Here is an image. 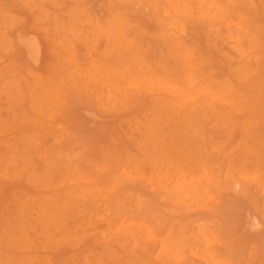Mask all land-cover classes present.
Listing matches in <instances>:
<instances>
[{"label":"rangeland","instance_id":"obj_1","mask_svg":"<svg viewBox=\"0 0 264 264\" xmlns=\"http://www.w3.org/2000/svg\"><path fill=\"white\" fill-rule=\"evenodd\" d=\"M29 1L0 0V264H264V0Z\"/></svg>","mask_w":264,"mask_h":264},{"label":"bare ground","instance_id":"obj_2","mask_svg":"<svg viewBox=\"0 0 264 264\" xmlns=\"http://www.w3.org/2000/svg\"><path fill=\"white\" fill-rule=\"evenodd\" d=\"M27 1H29V0H27ZM37 1H38V0H37ZM50 1H52V0H50ZM106 1H107V0H106ZM110 1H111V0H110ZM153 1H154V0H152V2H153ZM167 1H168V0H167ZM195 1H196V6H197V0H195ZM215 1H216V0H215ZM217 1H218V0H217ZM217 1H216V2H217ZM225 1H226V0H225ZM225 1H224V2H225ZM228 1H229V0H228ZM29 2H30V1H29ZM107 2H108V1H107ZM112 2H113V1H112ZM165 2H166V0H165ZM172 2H173V0H172ZM172 2H171V3H172ZM202 2H203V1H201V3H202ZM216 2H215V3H216ZM27 3H28V2H27ZM150 3H151V2H150ZM154 3H156L157 6H158V3H157V2H154ZM160 3H161V2H160ZM160 3H159V4H160ZM184 3L186 4V2H184ZM228 3H229V2H228ZM228 3H227V4H228ZM81 4H83V3H81ZM108 4H111V3H108ZM162 4H163V3H162ZM164 4H165V3H164ZM187 4H189V3H187ZM221 4H222V3H221ZM166 5H167V4H166ZM177 5H178V3H177ZM189 5H190V4H189ZM189 5H188V6H189ZM214 5H215V4H214ZM110 6H111V5H110ZM112 6H113V5H112ZM157 6H156V9H157ZM164 6H165V5H164ZM174 6H175V5H174ZM178 6H181V5H178ZM182 6H184V5H182ZM165 7H166V6H165ZM168 7H169V5H168ZM175 7H176V6H175ZM184 7H185V6H184ZM158 8H160V6H159ZM161 8H162V7H161ZM169 8H170V7H169ZM186 8H187V7H186ZM191 8H192V7H191ZM204 8H205V7H204ZM206 8H207V7H206ZM215 8H216V5H215ZM188 9H189V8H188ZM200 9H201V8H200ZM202 9H203V8H202ZM216 9H217V8H216ZM225 9H226V8H225ZM232 9H233V8H231V10H232ZM240 9H241V8H240ZM240 9H239V10H240ZM107 10H108V9H107ZM161 10H162V9H161ZM193 10H194V8H193ZM223 10H224V8H223ZM233 10L235 11V9H233ZM120 11H121V10H120ZM170 11H171V10H170ZM170 11H169V12H170ZM218 11H220V10H217V12H218ZM221 11H222V10H221ZM224 11H225V10H224ZM236 11H237V10H236ZM71 12H72V11H71ZM108 12H110V11H108ZM164 12H165V11H164ZM213 12H215V10H214ZM228 12H229V11H228ZM228 12H227V13H228ZM84 13H85V11H84ZM86 13H87V12H86ZM171 13H172V12H171ZM180 13H181V12H180ZM224 13H225V12H224ZM227 13H226V14H227ZM156 14H157V13H156ZM165 14H166V13H165ZM168 14H169V13H168ZM203 14H205V13H203ZM216 14H217V13H216ZM110 15H111V13H110ZM206 15H207V14H206ZM229 15H231V14H229ZM237 15H238V14H237ZM249 15H250V14H249ZM113 16H114V15H113ZM157 16H158V15H157ZM181 16H182V15H181ZM217 16H218V15H217ZM220 16L222 17V15H220ZM231 16H232V15H231ZM69 17H71V16H69ZM79 17H81V16H79ZM83 17H84V16H83ZM111 17H112V15H111ZM117 17H118V16H117ZM122 17H123V16H122ZM122 17H120V18H121V19H124V18H122ZM232 17H234V15H233ZM232 17H231V18H232ZM94 18H95V17H94ZM120 18H118V19H120ZM209 18H210V17H209ZM216 18H217V17H216ZM218 18H219V17H218ZM223 18H224V17H223ZM236 18H237V17H236ZM76 19H77V18H76ZM104 19H105V18H104ZM112 19H113V17H112ZM116 19H117V18H116ZM116 19H115V20H116ZM170 19H171V18H170ZM177 19H178V18H177ZM212 19L215 20L214 18L211 17V20H212ZM247 19H248V18H247ZM61 20H62V19H61ZM208 20H210V19H208ZM231 20H232V19H231ZM67 21H68V19H67ZM69 21H70V19H69ZM90 21H91V20H90ZM167 21H168V20H167ZM167 21H166V22H167ZM220 21H221V20H220ZM235 21H236V20H235ZM61 22H62V21H61ZM64 22H65V21H64ZM64 22H63V23H64ZM111 22H113V21L111 20ZM125 22H126V21H125ZM87 23H88V22H87ZM90 23H91V22H90ZM115 23H116V22H115ZM240 23H242V22H240ZM243 23H244V22H243ZM65 24H66V23H65ZM85 24H86V22H85ZM111 24H112V23H111ZM208 24H209V23H208ZM238 24H239V23H238ZM76 25H77V24H76ZM113 25H114V24H113ZM235 25L237 26V23H236ZM55 26H56V25H55ZM55 26H53V27H55ZM88 26L91 27L92 25H91V26L88 25ZM100 26H101V24H100ZM109 26H111V25H109ZM208 26H209V25H208ZM254 26H255V25H254ZM2 27H3V26H2ZM69 27H70V26H69ZM97 27H98V25H97ZM114 27H116V26H114ZM239 27H240V26H239ZM58 28H59V27H58ZM99 28H100V27H99ZM112 28H113V27H112ZM112 28H111V29H112ZM121 28H122V27H121ZM121 28H120V29H121ZM6 29H7V28H6ZM89 29H91V28H89ZM111 29H110V30H111ZM120 29H119V30H120ZM124 29H125V28H124ZM100 31H101V30H100ZM115 31H116V30H115ZM121 31H122V30H121ZM121 31H119V32H121ZM112 32L114 33V28H113ZM113 33H112V34L109 33V35L112 36ZM247 33H248V32H247ZM114 34H115V33H114ZM121 35H122V34H121ZM245 37H246V36H245ZM174 44H175V43H174ZM178 44H179V43H178ZM178 44L176 43V45H178ZM176 45H175V46H176ZM181 45H182V44H181ZM181 45H180V46H181ZM175 46H174V47H175ZM186 46H187V45H186ZM181 47H182V46H181ZM176 48H177V46H176ZM189 48H190V47H189ZM116 49H117V48H116ZM180 51H181V53L183 52V50H181V49H180ZM116 52H117V51H116ZM187 52H188V51H187ZM179 54H180V53H179ZM183 54H184V53H183ZM180 55H182V54H180ZM183 56H184V55H183ZM175 57H176V56H175ZM190 57H191V55H190ZM184 58H186V57H184ZM187 58H188V56H187ZM134 59H135V58H134ZM181 59H182V58H181ZM181 59H180V60H181ZM191 59H193V58H191ZM119 60H121V59H119ZM125 60H126V59H125ZM176 61H177V60H176ZM187 61H188V60H187ZM146 62H147V61H146ZM181 62L184 63L185 61H184V60H183V61L181 60ZM188 62H189V61H188ZM131 63L133 64V62H131ZM135 63H136V62H135ZM119 64H120V63H119ZM136 64H137V63H136ZM138 64H139V63H138ZM138 64H137V65H138ZM145 64H146V63H144V65H145ZM185 64H186V63H185ZM189 65H190V64H189ZM138 66H139V65H138ZM148 66H149V65H148ZM154 66H155V65H154ZM158 66H159V65H158ZM163 66H164V64H163ZM130 67H131V66H130ZM132 67H133V66H132ZM132 67H131V68H132ZM136 67H137V66H136ZM174 67H176V65H175ZM244 67H245V66H244ZM124 68H125V67H123V69H124ZM134 68H135V67H134ZM139 68H141V67H139ZM139 68H135V69H139ZM150 68H151V65H150ZM155 68H157V66H156ZM171 68H172V67H171ZM183 68H184V67H183ZM191 68H192V66H191ZM248 68H249V67H248ZM108 69H109V68H108ZM126 69H127V68H126ZM144 69H146V68L144 67ZM144 69H143V72H144ZM187 69L190 70V68H187ZM187 69H186V70H187ZM168 70H169V69H168ZM175 70H176V69H175ZM197 70H198V69H197ZM113 71H114V70H113ZM133 71H134V70H133ZM137 71H138V70H137ZM171 71H172V70H170V72H171ZM181 71H182V69H181ZM184 71H185V70H184ZM82 72H83V71H82ZM115 72H116V71H115ZM126 72H128V71L126 70L125 73H126ZM166 72H167V71H166ZM176 72H177V71H176ZM250 72H251V70H250ZM250 72L248 71V73H250ZM117 73H118V72H117ZM117 73H116V74H117ZM131 73H133V72H131ZM155 73H156V71H155ZM178 73H179V72H178ZM185 73H186V71H185ZM185 73H184V74H185ZM188 73H190V71H188ZM202 73H203V72H202ZM81 74H82V73H81ZM123 74H124V73H123ZM140 74H141V73H140ZM190 74H191V73H190ZM192 74H194V73H192ZM196 74H197V73H196ZM118 75H119V74H118ZM127 75H128V73H127ZM158 75H160V74H157V76H158ZM175 75H176V74H175ZM175 75H174V76H175ZM186 75L188 76V74H186ZM81 76H82V75H81ZM119 76H120V75H119ZM119 76H118V77H119ZM167 76H168V75H167ZM187 76H186V77H187ZM78 77H79V76H78ZM105 77H106V76H105ZM143 77H144V76H143ZM159 77H160V76H159ZM161 77H162V76H161ZM163 77H164V76H163ZM175 77H176V76H175ZM177 77H178V74H177ZM177 77L175 78V80L178 79ZM180 77H181V74H180ZM180 77H179V78H180ZM208 77H209V76H208ZM123 78H124V76H123ZM150 78H151V77H150ZM157 78H158V77H157ZM169 78L171 79V77H169ZM198 78H199V77H198ZM109 79H111V78L109 77ZM112 79H113V78H112ZM139 79H140V78H139ZM144 79H145V78H144ZM152 79H153V78H152ZM152 79H151V80H152ZM158 79H160V78H158ZM158 79L156 80V79L154 78L153 80H154V81L156 80L155 82H158ZM173 79H174V78H173ZM182 79H183V76L181 77V79H180V81H179L178 83H180ZM118 80H119V78H118ZM120 80L122 81V79H120ZM129 80L131 81L130 78H129ZM129 80H128V81H129ZM142 80H143V79H141V80H139V81H142ZM147 80H148V78H147ZM196 80H198V79H196ZM199 80H200V79H199ZM143 81L145 82V80H143ZM148 81L150 82V80H148ZM189 81H191V80H189ZM116 82H117V81H116ZM122 82H123V81H122ZM122 82H121V83H122ZM151 82H152V81H151ZM162 82H165V81L163 80ZM166 82H167V81H166ZM198 82H199V81H198ZM121 83H120V86H121ZM158 83H160V82H158ZM115 84H116V83H115ZM135 84H136V83H135ZM139 84H140V82H139ZM153 84H154V82H153ZM167 84H168V83H167ZM183 84H184V83H183ZM188 84H189V83H188ZM188 84H184L185 87H186V85L188 86ZM191 84H192V83H191ZM195 84H196V83H195ZM110 85H111V84H110ZM117 85H118V84H117ZM137 85H138V84H137ZM143 85H144V83H143ZM154 85H155V84H154ZM161 85H162V84H161ZM163 85H164V84H163ZM179 85L181 86L182 84H179ZM179 85H177L178 88H180ZM200 85H201V84H200ZM8 86H9V85H8ZM112 86H113V85H112ZM118 86H119V85H118ZM147 86H149V84H148ZM152 86H153V85H152ZM171 86H172V85H171ZM192 86H193V85H192ZM207 86H208V85H207ZM116 87H117V86H116ZM122 87H123V86H122ZM156 87H157V86H156ZM159 87H160V86H159ZM159 87H158V88H159ZM173 87H174V86H173ZM199 87H200V86H199ZM139 88L141 89V86H140ZM182 88H183V87H182ZM187 88H188V87H187ZM192 88H193V87H192ZM192 88L190 89V87H189V90H191V91L193 92V90H194L195 88H194V89H192ZM196 88H197V87H196ZM201 88H202V85H201ZM201 88H200V89H201ZM203 88H204V87H203ZM223 88H224V87H223ZM143 89H144V88H143ZM159 89H160V88H159ZM161 89L164 90L163 88H161ZM175 90H176V89H175ZM178 90H181V89H178ZM178 90H176V91L178 92ZM184 90H185V89H184ZM202 90H203V89H202ZM211 90H212V88H211ZM116 91L118 92V90H116ZM116 91H114V92H116ZM191 91H190V92H191ZM110 92H112V91H110ZM119 92H121V91H119ZM164 92H165V91H164ZM179 92L181 93V91H179ZM223 92H224V91H223ZM228 92H229V91H228ZM230 92H231V91H230ZM232 92H233V91H232ZM142 93H143V92H142ZM168 93H169V92H168ZM194 93H195V90H194ZM201 93H202V92H201ZM201 93H200V94H201ZM203 93H204V92H203ZM205 93H206V92H205ZM216 93H218V92H216ZM220 93H221V92H220ZM220 93H219V94H220ZM111 94H112V93H111ZM119 94H120V93H119ZM119 94H117V95H119ZM170 94H171V93H170ZM178 94H179V93H178ZM178 94H177V96H178ZM190 94H191V93H190ZM200 94H198V95H200ZM179 95H181V94H179ZM173 96H174V95H173ZM196 96H197V95H196ZM211 96H212V95H211ZM111 97H112V96H111ZM119 97H120V96H119ZM181 97H182V96H181ZM192 97H193V93H192ZM192 97H191V98H192ZM206 97H207V95H206ZM212 97H213V96H212ZM216 97H217V96H216ZM115 98H116V97H115ZM121 98H122V97H121ZM123 98H124V96H123ZM113 99H114V98H113ZM116 99H117V98H116ZM184 99H185V98H184ZM211 99H212V98H211ZM197 100H198V99H196V101H197ZM116 101H117V100H116ZM180 101H181V100H180ZM184 101H185V100H184ZM119 102H120V101H119ZM167 102H169V101H167ZM127 103H128V102H127ZM120 104H121V103H120ZM124 104H125V103H124ZM165 104H166V102H165ZM185 104H186V103H185ZM188 104H189V103H187V105H188ZM169 105H170V104H169ZM172 105H174V104H172ZM175 105H176V104H175ZM170 106H171V105H170ZM176 106H177V105H176ZM176 106H175V108H176ZM181 106H182V105H179L178 107H181ZM183 106H184V105H183ZM173 107H174V106H173ZM178 107H177V108H178ZM183 108H184V107H183ZM179 109H180V108H179ZM205 140H206V139H205ZM178 169H179V168H178ZM179 170H180V169H179ZM180 171H182V169H181ZM178 172H179V171H177V173H178ZM81 173H84V172H81ZM67 174L69 175V173H67ZM87 174H88V173H87ZM180 175H181V174H180ZM84 176H85V175H84ZM73 177H74V176H73ZM73 177H72V180H73ZM129 177H130V176H129ZM182 177H183V175H182ZM76 178H77V177H76ZM176 178H177V177H176ZM176 178H174V179H176ZM77 179H78V178H77ZM92 179H93V178H92ZM232 179H233V178H232ZM232 179H231V180H232ZM81 181H82V179H81ZM89 181H90V180H89ZM182 181H183V180H182ZM175 182H176V180H175ZM176 183H177V182H176ZM182 184H183V183H182ZM46 185H47V184H46ZM176 185H177V184H176ZM179 185H180V184H179ZM189 185H190V182H189ZM182 186H183V185H182ZM184 186H185V185H184ZM192 186H193V184H192ZM174 187H175V186H174ZM177 187L179 188L178 185H177ZM186 188H188V187H186ZM186 188H185V189H186ZM179 190H180V188H179ZM190 190H191V189H190ZM182 191H183V190H181V192H182ZM183 192H184V191H183ZM53 196H55V195H53ZM52 202H53V201H52ZM50 203H51V201H50ZM123 223H124V222H123ZM149 232H150V231H149ZM148 234H149V233H148ZM150 234H151V233H150ZM150 234H149V235H150ZM9 235H10V234H9ZM202 237H203V236H202ZM25 242H26V241H25ZM27 243H28V242H27ZM170 254H171V253H170ZM8 262H9V261H7V263H8Z\"/></svg>","mask_w":264,"mask_h":264}]
</instances>
